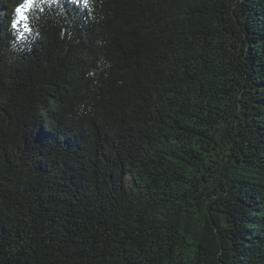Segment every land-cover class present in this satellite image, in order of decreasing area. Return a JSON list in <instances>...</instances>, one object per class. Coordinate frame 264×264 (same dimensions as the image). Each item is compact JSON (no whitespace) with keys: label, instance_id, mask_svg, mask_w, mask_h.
Returning a JSON list of instances; mask_svg holds the SVG:
<instances>
[{"label":"trees","instance_id":"obj_1","mask_svg":"<svg viewBox=\"0 0 264 264\" xmlns=\"http://www.w3.org/2000/svg\"><path fill=\"white\" fill-rule=\"evenodd\" d=\"M0 0V264H264V0Z\"/></svg>","mask_w":264,"mask_h":264},{"label":"snow or ice","instance_id":"obj_2","mask_svg":"<svg viewBox=\"0 0 264 264\" xmlns=\"http://www.w3.org/2000/svg\"><path fill=\"white\" fill-rule=\"evenodd\" d=\"M83 4L87 7L88 0H83ZM33 6V0H25V2L15 8V13L17 19H15L12 23V28L17 29L21 24H23V30L20 33L21 38H23V33L30 32L31 29L29 24L27 23V16L25 15L26 12L30 11Z\"/></svg>","mask_w":264,"mask_h":264}]
</instances>
